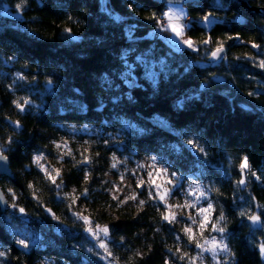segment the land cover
Listing matches in <instances>:
<instances>
[{
  "label": "trees",
  "instance_id": "16d2710c",
  "mask_svg": "<svg viewBox=\"0 0 264 264\" xmlns=\"http://www.w3.org/2000/svg\"><path fill=\"white\" fill-rule=\"evenodd\" d=\"M187 8L194 20L206 14L217 19L209 30L192 25L185 34L197 43V54L175 52L149 38L156 26L148 17L165 11V4L152 0H0V144L9 137L16 141L5 152L12 177L1 176L0 188L5 196L12 189L16 210L24 208L28 220L22 221V214L12 219L8 212L0 213L5 264L47 259L54 264H105L81 222L71 215L68 201L58 198L73 189L79 195L85 188L87 215L95 224L110 227L108 247L116 264H162L161 255L181 234L160 220L157 208L126 210L99 189L96 173L112 150L163 156L179 176L199 175L206 190L212 189L207 191L212 216L224 210L225 242L239 264H264L255 247L264 241V228L254 229L237 214L242 209L259 214L257 205H264V69L256 66L264 47H251L264 46V0H221V5L205 0ZM7 10L19 17H9ZM128 27L134 29V41ZM208 37L212 43L202 45ZM219 42H224L226 56L213 64L209 58ZM162 59L167 65L163 69ZM126 61L133 68L132 87L122 81ZM202 61L206 64L200 65ZM17 74L25 79H17ZM154 74L155 84L150 79ZM24 99L32 105L20 112L13 102ZM15 121L20 130H14ZM78 129H91L79 138L92 140L85 148L99 150V158L89 156L92 163L80 168L71 158L64 160L57 182L62 179L65 187L58 193L32 159L40 152L56 156L52 142L67 141L78 161ZM72 130L76 142L70 140ZM188 139L198 140L206 152H197ZM105 140L109 148L101 146ZM245 156L260 179L241 176ZM86 168L91 170L87 183ZM241 178L245 185L237 183ZM45 207L60 219H53ZM18 228L40 238L27 254L15 248Z\"/></svg>",
  "mask_w": 264,
  "mask_h": 264
},
{
  "label": "snow or ice",
  "instance_id": "6c2138e0",
  "mask_svg": "<svg viewBox=\"0 0 264 264\" xmlns=\"http://www.w3.org/2000/svg\"><path fill=\"white\" fill-rule=\"evenodd\" d=\"M191 5H199V0H186ZM153 7H159V5H152ZM22 7V4H17L16 8L19 10ZM129 7H132V4H129ZM165 7L168 9L166 11H162L159 15L153 13L151 14L148 19L152 20L156 26L158 32H167L169 33L168 36L163 37L169 41L172 45V50L175 52H180L183 48H187L192 51H197V43L191 39L190 37L184 39L183 37L185 34L191 29L192 22L187 18V14L183 9L182 3H177L176 0H165ZM172 8H177L179 11H172ZM71 20L72 18L69 17ZM119 19V17H118ZM202 21L205 25H208L212 21L211 14H206L202 18ZM243 22V21H241ZM65 31H69V29H65ZM134 29H129L128 35L129 39L135 40L136 38L132 35ZM227 39H236L238 37H228ZM202 45H209L212 43L210 37L202 40L200 42ZM251 47L254 49H260L261 45H257L256 43H252ZM224 52V42H219L217 47L211 52V56L213 59L218 57H222ZM9 59H12L9 57ZM247 59L255 60V57H247ZM138 60L143 61L142 57H138ZM161 69L166 68L167 65L165 61L162 59L160 60ZM259 68L264 69V60H259L257 65ZM17 79L23 80L25 79L24 75L17 74ZM35 79V78H34ZM152 79L153 84L156 83L155 74L154 76L150 77ZM47 84L49 85V89L51 88L52 81L48 80ZM79 91L78 89L76 90ZM249 96L254 95V93H248ZM198 99L199 97H191L189 96L188 99ZM129 102H133L134 98L129 95L128 96ZM16 108L20 112H26L30 110L27 106L32 105V101L30 99H24L23 103L14 101ZM183 105L180 104L178 107H182ZM39 108V106H37ZM163 122V121H161ZM14 125V130H20L22 126L18 121L12 122ZM75 131V130H74ZM147 130H141L142 133L146 132ZM171 131V129H169ZM179 135V133H178ZM115 139H118L115 138ZM16 143V141L9 137L5 143L0 144V162H4L8 160V157L5 155V152L11 149L12 144ZM56 149L60 150L58 159L63 161L65 157H69L73 160V166L80 168L82 166H87L92 163V159L87 156L83 155V159L80 161L75 160V155L72 149L69 147L67 141L63 142H52ZM109 141L105 140V144H108ZM187 144L195 149L197 152L205 153L206 149L200 145L198 140L188 139ZM84 152H88V148L84 149ZM45 154L40 152L33 156L32 163L35 164L41 173H44V178L51 183V185L55 186V189L59 193L65 187L63 180L61 179L60 182H57V179L61 177V170L57 168H52L50 166H46L42 161L45 159ZM112 163L110 165L111 169L118 170L119 167L126 165L127 161H121L117 158L115 154L111 157ZM0 168H4L6 170V165L0 164ZM241 176L243 177L245 174H249L252 176H256L257 179H260V176H257L256 173L250 171V165L248 163V158L245 156L242 158L241 163L239 165ZM146 171L147 179L142 177H138L137 174L140 171ZM90 168L85 169V176L84 181L87 183L90 179ZM131 175L136 178V188H149L150 191L148 192L147 200L139 199L140 193L135 191L132 194L124 197L121 199L120 195H112V200L117 201V207L122 205H127L129 202L137 203V206L142 208L147 204L154 203L157 205V211L160 213V220L162 222L168 224H175L184 220L183 217L178 216V211L180 210H195V214H192L189 211V214L185 220V226L181 229L184 235L187 237L189 243L194 244L196 249H199L194 255H190L188 252H184L180 246L177 244L175 251L171 248L168 249L170 253H172V257L179 259L184 262V264H205L206 259L208 257L205 255L206 253L210 255L212 264H239L238 260L236 259L235 253L229 247V244L225 242L227 239V232L228 229L226 227V216L224 213L223 208L220 209V213L218 216L213 217L212 212L214 211V205L212 201L207 196V191H211L212 189L205 190L199 184H195L190 186L188 189L183 188V184L181 182L180 176L176 171L171 170V163L167 161L163 156H150L148 157L147 164L137 163L136 167L131 170ZM125 177V173H120V179L123 181ZM159 181V182H158ZM239 185H245L247 181L244 178H241L238 182ZM29 188H33V185L29 184ZM176 190H183V195L185 197H194V199H186L184 203L178 204H171L168 203L169 198L172 197L174 191ZM109 192L114 193H121L122 189L117 187L115 184L111 189L108 190ZM218 191V190H216ZM8 193L10 194L13 200L16 199L15 193L12 189H8ZM33 199L37 200V203L40 204L36 192L33 191ZM89 196V191L87 188L84 189L79 195L75 194V189L72 190L71 193H65L63 197H59L61 203L65 201V199L71 200V203L68 205V209L71 212V215L75 218V221L82 222L83 230L93 239L96 241V245L100 249L103 250L105 253L104 256L100 257L101 259H111L113 264H115V257L111 249L108 247V243L106 239H110V227L108 225H98L95 224L94 221L88 216L85 215L83 212L72 211L74 205H76L81 197L87 199ZM5 194L0 192V202L7 203L5 201ZM206 201L207 206H202L201 201ZM162 206V207H161ZM13 208H16V205H12ZM251 207V205H250ZM261 209V212L257 214L256 212H249L247 209L240 210L237 214L242 217L246 218L251 226H254V229L264 228V205H257ZM18 211L21 214L25 213L24 208H19ZM44 211L51 215V217L55 220H59L58 217L50 208L45 207ZM211 228L212 232L218 233V236H211L205 237L204 230L206 228ZM200 232V238H196V232ZM123 237H121V241L123 242ZM175 239L177 241H182L184 236L179 234L176 235ZM16 244L21 248L27 250L29 248V243L26 242L25 239L17 238ZM187 245H185L186 247ZM76 247V246H73ZM255 247L258 249L260 257L264 260V241L255 244ZM88 252L90 254L96 255L93 251V248H89ZM22 253L21 255H23ZM7 253L5 251H0V257H5ZM139 255V253H137ZM175 264V260L171 258L165 260V264ZM2 264V262H0ZM41 264H50L48 261H42Z\"/></svg>",
  "mask_w": 264,
  "mask_h": 264
},
{
  "label": "rangeland",
  "instance_id": "374dc122",
  "mask_svg": "<svg viewBox=\"0 0 264 264\" xmlns=\"http://www.w3.org/2000/svg\"><path fill=\"white\" fill-rule=\"evenodd\" d=\"M214 2H216L219 5H221V0H214ZM183 9H184V11L187 14V18L189 20H191L192 25L202 26L205 29L209 30L212 27V25L214 23H216V21H217L216 18L212 17L211 23L208 24V25H205V23L202 20H194V19L191 18L189 16L188 8L186 6H183ZM166 10H168V9L165 7V11ZM172 11H179V9L172 8ZM6 15H8L9 17H12V18H18L19 17V14H12L8 10L6 11ZM235 20H241V19L240 18H235ZM129 29L130 28L128 27L127 28V32H129ZM160 33L161 32H159L160 38L155 39V40L162 41L166 46H168L169 48L172 49V45L169 43V41L166 40V39H163V37L168 36L169 33L166 32L163 35H161ZM183 38L187 39L186 36H184ZM197 49H198V47H197ZM186 50H188L190 52H194L195 54H197V52H198V50L197 51H192V50H189L187 48H183L181 51H186ZM225 52H226V50L224 49V55L218 62H216L217 64H219L220 61L225 59V56H226ZM201 59H203V58L201 57ZM209 59L212 60V56H210ZM259 60H264V53H263V56L261 57V59H259ZM259 60H256V63ZM211 63H212V61H211ZM216 63H213V64H216ZM205 64L206 63L203 62V61L200 63V65H205ZM143 65H145V61H143ZM132 69L133 68L130 65V63H128L126 61L124 63V72L122 73V81L129 87H132V86L135 85V78H134V76L132 74ZM90 130L91 129H78V148L82 149L80 152L78 151V161L83 159V155L90 156L91 158H94V159H98L99 158V153H98L99 150H92L91 152H87V153L83 154V150H84V148L86 146L85 144L91 143L92 140H90V139H88L86 137L79 138V136H82L80 134L90 133V132H87V131H90ZM72 133H75V131L74 130L71 131L70 140H71V142H76L77 139L72 135ZM93 134H94V132H92V135ZM93 139L96 140L95 137ZM101 146L109 148V145L105 144V142H103V144ZM52 150H53V153H55L56 156L50 157V156L45 155L46 158L42 161V163H44L46 166H50L52 168H57V169L61 170V168L63 167L62 163L64 162V160L69 159V157H65L63 161H60L58 159V155H59V151L60 150L56 149L54 144L52 145ZM113 154H115L117 156V158L119 160H121V161H125L126 160L127 161L126 165H123V166L119 167L118 170L111 169L110 168V165L112 163L111 157H112ZM106 160H107L106 163L104 165H102L103 168H99L97 170L96 180H98L99 186L101 187L99 189L102 192H104L107 197L112 199L111 198L112 195H120L121 199H123L124 197L132 194V192L135 191L137 193H140L139 199L147 200L148 192L150 191V189L147 188V187L137 189L136 188V178L137 177H133L131 175V170L136 167L137 163L147 164L148 163V156L140 155L137 152H130V151L117 152V151H113L112 150V151L109 152L108 157H107ZM33 165H34L35 168L38 169V167L35 164H33ZM121 172L125 173V177H124L123 181H121V179H120V173ZM42 174L44 175V173H42ZM84 176H85V172H84ZM137 176L138 177H142L144 179H147L146 171H144V170L138 172ZM180 179H181V182L183 184V188L184 189H188L190 186H193L195 184H199L202 188H204L206 190V188L204 187V185L200 181L199 175H197V174H190V175H187L186 177L180 176ZM114 184L117 187H119L120 189H122L121 193H114V192H109L108 191L109 189H111L113 187ZM71 192H72V190H70L69 192H66V193H71ZM207 196L209 198L208 192H207ZM5 197H6V200H7V209H6L5 212H8L9 216L12 217V219L14 218L16 213H17V215L20 216L21 213L18 210H16V208L12 207V205L15 204L16 199L13 200L12 198H10L9 195H6ZM61 197H63V195ZM82 199H83V197H81L79 199L78 203L76 205H74L72 209L77 210L79 212H83L85 215H87V208H86V206L84 204V201ZM186 199H194V197H185L183 195V190H176V191H174L172 197L169 198L168 203H171V204L184 203V201ZM65 200L68 201V205L71 203L70 198L69 199H65ZM115 202H117V201H115ZM200 203H201L202 206H205V207L207 206V202L206 201L202 200ZM147 205H149V206H151L153 208L154 207L157 208V205L154 204V203H151V202L149 204H147ZM121 207L125 208L126 210H131V209H135V210L137 209L138 210V209H141L140 207L137 206V203H135V202H129L127 205H122ZM189 211H191L192 214H195V210H180V211H178V216L183 217L184 220H181V222H178V223H175V224H168V223L167 224L170 225V226H173L181 234V236H184V239L182 241H177L174 238L173 242L170 245V248L173 250V252L175 251V248H176L177 244H180V246H181V248H182V250L184 252H188L190 255H194L197 252H199V249H196L194 244L189 243L188 240H187V237L181 231V229L185 226V220H186L187 215L189 214ZM20 217H21L22 221H28L24 214H22ZM76 222L78 223V221H76ZM81 224H82V222H81ZM15 228H16V226H15ZM15 228H14V230H15ZM16 234H17V236L19 238L25 239L26 242L29 243L28 250L38 246V243L40 242V238L37 235H35V234L31 233V232H23V231H21L18 228L16 230ZM85 234L91 239V241L94 242V245H96V241L93 240L86 232H85ZM200 235H201L200 232L197 231L196 232V238L199 239ZM218 235H219L218 233L212 232L210 227L206 228L204 230V236L205 237H209L210 238L211 236H218ZM109 241H110V239H106V242L108 244H109ZM185 245H187V246L185 247ZM95 248L97 249V254L99 256H104L105 255L103 250L100 249L98 246H95ZM0 251H4V248L1 245H0ZM205 255L208 257V259H206V261H205V264H212L210 255L207 254V253ZM169 258H171L172 260H175V264H184L183 261H181L179 259H176L175 257H172V253H170L168 250H166L165 254L161 255L162 264H165V260L169 259ZM4 259H5V257H0V262H2V264H5ZM101 260L105 264H113L111 259H107L106 258V259H101ZM42 261H44V260H41L37 264H41ZM46 261L50 262V264H54L48 259ZM116 263H117V261H116V258H115V264ZM170 264H171V262H170Z\"/></svg>",
  "mask_w": 264,
  "mask_h": 264
},
{
  "label": "water",
  "instance_id": "95a60500",
  "mask_svg": "<svg viewBox=\"0 0 264 264\" xmlns=\"http://www.w3.org/2000/svg\"><path fill=\"white\" fill-rule=\"evenodd\" d=\"M153 2H156V3H159V4H165V0H152ZM205 0H199V2H203ZM177 3H182L183 6H190L191 4L189 2H186V0H176ZM224 55V52L222 54V57ZM222 57H218L216 59H213L212 58V63H216L218 62ZM0 164H3V165H6V170L4 168H0V177L3 176V177H8V178H11L12 177V174H11V170H10V166H9V160L7 161H4V162H0ZM0 192H2L1 188H0ZM5 198V201L6 200V197ZM7 209V203H2L0 202V213H5ZM16 249L22 251L23 253L27 254L29 252V250H25L23 248H21L20 246L16 245L15 246Z\"/></svg>",
  "mask_w": 264,
  "mask_h": 264
},
{
  "label": "built area",
  "instance_id": "2783aa9c",
  "mask_svg": "<svg viewBox=\"0 0 264 264\" xmlns=\"http://www.w3.org/2000/svg\"><path fill=\"white\" fill-rule=\"evenodd\" d=\"M148 36H149L150 39H158V38H160L159 32L157 31L156 28H155L154 30H152V31L149 33Z\"/></svg>",
  "mask_w": 264,
  "mask_h": 264
}]
</instances>
